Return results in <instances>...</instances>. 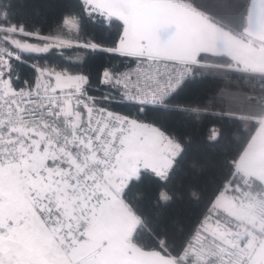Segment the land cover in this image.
Segmentation results:
<instances>
[{
  "label": "snow or ice",
  "instance_id": "snow-or-ice-1",
  "mask_svg": "<svg viewBox=\"0 0 264 264\" xmlns=\"http://www.w3.org/2000/svg\"><path fill=\"white\" fill-rule=\"evenodd\" d=\"M28 6L0 0V264H264V0H75L49 35Z\"/></svg>",
  "mask_w": 264,
  "mask_h": 264
},
{
  "label": "trees",
  "instance_id": "trees-1",
  "mask_svg": "<svg viewBox=\"0 0 264 264\" xmlns=\"http://www.w3.org/2000/svg\"><path fill=\"white\" fill-rule=\"evenodd\" d=\"M28 7L21 9L22 16H27L30 21L35 22L37 27L42 29V35H49L56 28L57 21L59 20L64 5L68 3H75V0H23ZM86 31L89 34H100L96 26L88 25ZM108 37L107 33L103 34ZM30 43H35V40L29 41ZM76 53L72 50H68L64 53L63 60L67 61L69 59L74 60ZM28 62H35L36 64L48 65L49 67H66L71 68L70 63H62L61 59L57 58L56 53L46 55L43 58L40 57H24ZM105 60L110 59L105 57ZM114 65L124 70L121 65V60L119 58L112 59L111 61ZM29 64V63H28ZM21 72L26 74L23 78H28L32 73L28 70L27 65L21 67ZM217 85L211 80L206 79L205 81L198 83L196 85L190 86V88L185 93V98L191 101H202L207 96H210ZM93 95H99V93H92ZM241 143V138L239 135L234 137V142L232 148H239ZM188 162H185V167H187ZM172 185H169L171 187ZM162 186H158L154 181L150 183V190L155 192L156 189ZM188 186L187 184L182 189L183 199H178L175 203L171 204L167 208L161 209L166 217L169 218H187L189 215L193 214L195 211V205L190 203L188 200Z\"/></svg>",
  "mask_w": 264,
  "mask_h": 264
},
{
  "label": "built area",
  "instance_id": "built-area-1",
  "mask_svg": "<svg viewBox=\"0 0 264 264\" xmlns=\"http://www.w3.org/2000/svg\"><path fill=\"white\" fill-rule=\"evenodd\" d=\"M24 59H25V58H24ZM25 60H26V59H25ZM26 61H27V60H26ZM27 63L31 64V63H35V62H28V61H27ZM21 86H22V85H21Z\"/></svg>",
  "mask_w": 264,
  "mask_h": 264
}]
</instances>
